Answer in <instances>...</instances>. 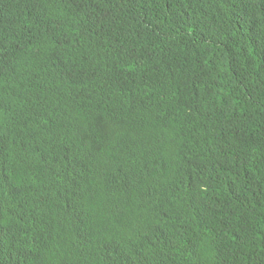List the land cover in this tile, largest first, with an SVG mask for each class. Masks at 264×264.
Here are the masks:
<instances>
[{
	"label": "trees",
	"instance_id": "16d2710c",
	"mask_svg": "<svg viewBox=\"0 0 264 264\" xmlns=\"http://www.w3.org/2000/svg\"><path fill=\"white\" fill-rule=\"evenodd\" d=\"M0 264H264V0H0Z\"/></svg>",
	"mask_w": 264,
	"mask_h": 264
}]
</instances>
